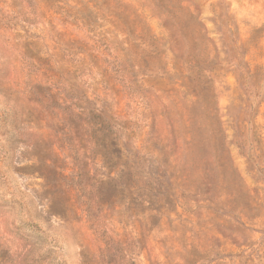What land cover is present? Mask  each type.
<instances>
[{
  "label": "rangeland",
  "instance_id": "374dc122",
  "mask_svg": "<svg viewBox=\"0 0 264 264\" xmlns=\"http://www.w3.org/2000/svg\"><path fill=\"white\" fill-rule=\"evenodd\" d=\"M0 264H264V0H0Z\"/></svg>",
  "mask_w": 264,
  "mask_h": 264
},
{
  "label": "trees",
  "instance_id": "16d2710c",
  "mask_svg": "<svg viewBox=\"0 0 264 264\" xmlns=\"http://www.w3.org/2000/svg\"><path fill=\"white\" fill-rule=\"evenodd\" d=\"M224 17H226L225 15H224ZM224 31H226V33H224V42H227V43H229V39L227 38V34H230L231 32H230V30H228V28L227 27H225V30ZM230 43H231V45H235V47L234 46H232V48H230V57L231 58H229L228 59V57L226 58V62H230V63H237L238 64V71H237V73H236V80L238 81V83L243 87V88H248L249 87V81H251L253 78H254V76L249 72V70H248V68L245 66V63L244 62H242V57L241 58H239L238 57V55H237V49L238 48H236V44H234V42H232V39L230 38ZM229 53H228V55H229ZM116 127H117V129H121V128H123L119 123H116Z\"/></svg>",
  "mask_w": 264,
  "mask_h": 264
}]
</instances>
